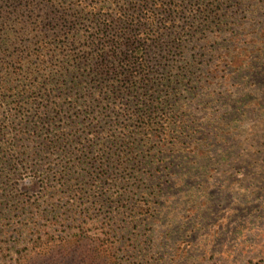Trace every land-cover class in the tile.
<instances>
[{
	"label": "trees",
	"instance_id": "trees-1",
	"mask_svg": "<svg viewBox=\"0 0 264 264\" xmlns=\"http://www.w3.org/2000/svg\"><path fill=\"white\" fill-rule=\"evenodd\" d=\"M240 5L243 0H0V264H121L134 241L126 234L128 217H103L102 198L90 204L84 189L91 179L117 181V169L126 173L139 152H150L153 138L164 143L172 136L168 130L185 111L189 92H209L207 104L218 102L226 91L217 92L215 79L227 77L230 65L238 74L231 87L241 80L250 89L248 79L264 67L261 55L254 61L252 54L217 55L203 77L195 53L202 29L220 32L239 13L259 12L257 4ZM65 105L71 107L64 111ZM46 124L51 128L41 136ZM69 148L80 155L77 165L83 156L92 161L75 178L82 198L64 214L76 230L55 238L40 225L45 216L38 204L13 201L16 191L42 184L56 218L50 186L56 177L42 179L32 170L25 180L20 173L41 153ZM110 164L116 171L109 174ZM161 180H151L150 196L161 192ZM89 223L99 225L98 234L86 229Z\"/></svg>",
	"mask_w": 264,
	"mask_h": 264
},
{
	"label": "rangeland",
	"instance_id": "rangeland-1",
	"mask_svg": "<svg viewBox=\"0 0 264 264\" xmlns=\"http://www.w3.org/2000/svg\"><path fill=\"white\" fill-rule=\"evenodd\" d=\"M249 3L260 6L257 15L243 11L229 20L231 26L226 28L230 31L202 29L196 36L197 40L201 38L195 42V53L199 55L198 68L202 66L199 73L203 77L217 55L229 59L252 54L251 61L258 55L264 60V1L243 0L239 8L244 10ZM224 66L228 67L226 63ZM232 67L224 72L227 77L215 79L217 92L226 91L218 102L212 100L207 104L209 92H194L199 94L196 97L189 92L188 99L183 98L185 111L168 130L172 136H164L167 141L161 143L153 138L148 145L150 152H139L126 173L122 169L116 171L112 164L106 166L109 174L117 172V181L105 179L99 184L91 179L93 184L84 189V199L90 204L98 202L99 196L102 198L103 217L119 213L128 217L126 234L133 236L134 241L122 253L121 264H264V109L259 105L264 106V67L259 66L256 78L248 79L250 89L244 88L241 80L231 87L229 80L238 78ZM69 107L65 105L64 111ZM42 128L40 134L44 136L51 127L46 124ZM219 136L225 142L219 141ZM170 142L175 146L164 147ZM79 157L76 152L71 154V148L67 152H43L36 164L26 165L27 170L20 173L25 180L35 173L32 170H39L42 179L56 177L50 183L55 186L52 194L58 210L56 218L50 213L53 208L46 203L51 193L42 184L16 191L13 201L22 206L38 204L45 216L40 225L55 238L76 230L74 219L65 220L64 214L82 198L84 193H76L74 188L78 183L75 178L79 176L77 172L80 177L82 172L86 174V162L92 161L83 156L85 163L77 165ZM152 179L161 180V192L156 197L148 193L153 191L149 190ZM143 192L148 193L147 198ZM26 217L27 214L22 215L19 222ZM82 218L78 215V224ZM6 224L10 229L15 225L10 219ZM98 227L89 223L86 229L98 234Z\"/></svg>",
	"mask_w": 264,
	"mask_h": 264
}]
</instances>
